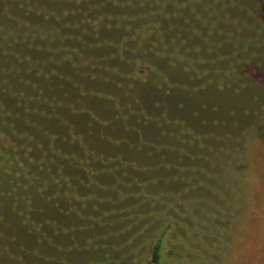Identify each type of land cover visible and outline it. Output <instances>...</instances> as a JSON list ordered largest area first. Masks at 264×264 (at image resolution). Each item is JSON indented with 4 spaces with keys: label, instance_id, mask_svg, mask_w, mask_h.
I'll return each mask as SVG.
<instances>
[{
    "label": "trees",
    "instance_id": "obj_1",
    "mask_svg": "<svg viewBox=\"0 0 264 264\" xmlns=\"http://www.w3.org/2000/svg\"><path fill=\"white\" fill-rule=\"evenodd\" d=\"M255 1L0 0V264H32L41 247L89 254L80 264L136 255L119 215L141 164L125 153L151 146L137 111L203 105L191 64L222 38L264 37ZM164 233L150 264H163Z\"/></svg>",
    "mask_w": 264,
    "mask_h": 264
},
{
    "label": "rangeland",
    "instance_id": "obj_2",
    "mask_svg": "<svg viewBox=\"0 0 264 264\" xmlns=\"http://www.w3.org/2000/svg\"><path fill=\"white\" fill-rule=\"evenodd\" d=\"M254 12L264 15V0L255 1ZM220 40L208 47L206 62L191 64L208 88L195 94L203 105L196 98L172 110L183 119L151 113L157 105L137 111L133 130L149 133L151 146L139 138L129 150L138 148L142 156L125 153L141 164L119 215L138 249L122 264H150L160 232H166L163 264H264V138L258 127L264 125V37L244 30L237 39ZM39 252L32 264H80L90 257L76 249Z\"/></svg>",
    "mask_w": 264,
    "mask_h": 264
}]
</instances>
